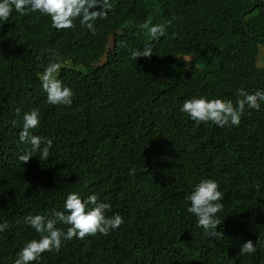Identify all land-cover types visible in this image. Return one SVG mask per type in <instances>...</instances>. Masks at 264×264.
Returning a JSON list of instances; mask_svg holds the SVG:
<instances>
[{
    "label": "trees",
    "instance_id": "1",
    "mask_svg": "<svg viewBox=\"0 0 264 264\" xmlns=\"http://www.w3.org/2000/svg\"><path fill=\"white\" fill-rule=\"evenodd\" d=\"M110 2L94 35L79 18L74 29L57 30L39 12L13 10L0 21V225H9L0 232V264H15L23 244L40 239L27 216L65 211L74 191L97 195L111 205L106 215L119 213L124 223L107 236L65 241L30 264H264V102L223 128L197 125L181 111L187 99L235 104L240 89L264 90L257 65L264 0ZM145 22L164 24L166 35L154 41ZM146 45L152 56L133 60L131 51ZM57 55L58 79L74 92L70 106L49 104L42 87ZM32 109L40 112L32 134L53 147L47 161L37 151L19 173L10 162L31 150L19 132ZM206 179L225 198L216 240L187 210V197ZM236 207L242 220L229 216ZM248 240L259 241L257 251L241 255Z\"/></svg>",
    "mask_w": 264,
    "mask_h": 264
},
{
    "label": "clouds",
    "instance_id": "2",
    "mask_svg": "<svg viewBox=\"0 0 264 264\" xmlns=\"http://www.w3.org/2000/svg\"><path fill=\"white\" fill-rule=\"evenodd\" d=\"M97 7L101 10L92 11ZM112 8L113 4L110 0H0V21L7 22L13 10L21 15L39 12L50 16L54 29H74L75 21L79 18L80 25L86 27L94 35L96 20L106 19ZM171 23V20L167 22L168 25ZM142 27L148 30L154 41L166 35L164 24L149 27V23L145 22ZM111 45L113 46V40ZM123 45L124 42L121 41V46ZM152 53L153 47L146 45L143 50L133 49L131 56L133 60H137L138 58H149ZM58 61L59 56L57 55L52 62L44 67L40 76L42 87L47 93L49 104L70 106L73 102L74 92L58 79L57 74L61 69V64ZM257 65L261 68L258 62ZM238 95L241 98L235 104L230 99L209 100L204 97L187 99L184 101L181 111L197 125L202 122H212L221 128L229 125L238 126L246 106L248 109L257 111L260 109L261 102H264V90H256L249 94L244 89H240ZM19 112L20 109H17V114ZM39 124L40 112L38 109H32L24 114L19 140L24 144H31V150L21 155L19 159L10 162L11 168L19 173H22L24 164L30 161L35 152L40 151L41 160L47 161L50 156V149L53 147L52 140H45L32 134L31 130ZM249 185V200L253 204L254 190L250 183ZM223 198L224 193L219 190L218 183L211 179L201 181L187 197L190 202V207L187 210L197 218V226L204 230L206 236L215 240L223 237V232L218 231V227H224L227 220L224 219L225 208L221 203ZM64 209L65 211L53 210L51 217L29 215L25 218V222L40 234V239H29L25 242L22 250L17 254L18 258L15 259V264H30V262L39 260L42 253L59 252L64 242L73 238L83 240L97 234L107 236L110 231L118 229L124 223L123 217L119 213L111 217L107 216L106 213L111 209V205L101 202L98 196L93 194L83 195L76 191L69 193L64 203ZM242 212V207H236L229 211V216L242 220ZM58 223L68 225L67 231L57 227ZM8 227L7 223L0 225V232ZM258 243V240L255 244L251 240L243 243L240 246V254H254L257 251ZM7 247H10V244Z\"/></svg>",
    "mask_w": 264,
    "mask_h": 264
},
{
    "label": "rangeland",
    "instance_id": "3",
    "mask_svg": "<svg viewBox=\"0 0 264 264\" xmlns=\"http://www.w3.org/2000/svg\"><path fill=\"white\" fill-rule=\"evenodd\" d=\"M262 52V51H261ZM260 52V53H261ZM258 64L261 68H264V54L260 55L258 58Z\"/></svg>",
    "mask_w": 264,
    "mask_h": 264
}]
</instances>
